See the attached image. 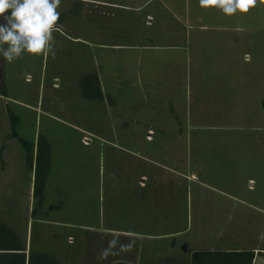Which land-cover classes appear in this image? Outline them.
Listing matches in <instances>:
<instances>
[{"label": "rangeland", "instance_id": "374dc122", "mask_svg": "<svg viewBox=\"0 0 264 264\" xmlns=\"http://www.w3.org/2000/svg\"><path fill=\"white\" fill-rule=\"evenodd\" d=\"M59 23L63 28L55 33L54 59L25 54L9 63L0 57V82L6 90L5 99L0 95V220L29 242L32 251L66 250L70 232L58 228L60 223H50L48 228L39 222L44 217L40 207L46 209L44 202L50 193L44 199L30 196L31 174L27 167L24 170L21 147L9 136L7 110L18 120V138L34 145L39 134L53 146L50 183L62 176L66 190L58 203L65 208L58 215L61 219L69 218L66 209L85 199L76 193V184L84 188L85 175L98 169L93 164L95 152L104 149V172L119 178L126 190L143 186L145 197L160 199L156 215L173 219L175 215L162 209L166 202H181L189 188L192 193L198 191L197 182L190 185L197 167L189 172L177 164L189 154L197 158L194 149L198 146H240L245 148L237 157L241 180L252 170L248 166L252 158L261 157V178H256V191L251 195L264 207L257 199V195L264 198V6L229 17L214 8H202L199 0H63ZM223 25L238 26V44L233 40L227 46L240 65L239 78L250 80L254 89L239 103L242 116L237 120H219L210 114L219 110L213 71L220 40L215 26ZM229 37L228 33V41ZM87 73L97 75L110 103L79 97L76 83ZM225 99L229 103H223V111L233 114L232 96ZM221 122H238L239 134L234 137L231 128L228 133L212 129ZM254 146H260L261 153L256 149L255 153ZM125 179L131 183L123 184ZM108 185L118 186L112 178ZM151 205L147 200L146 206ZM197 213V199H193V226L198 225ZM258 217L248 215L253 235L248 233V245L243 248L252 245L253 238L264 236ZM45 230L51 235L38 248L39 239L48 234ZM197 239V231H191L180 253L198 249ZM158 248L165 251L162 245ZM255 248L264 251V239Z\"/></svg>", "mask_w": 264, "mask_h": 264}, {"label": "crops", "instance_id": "0c3cea01", "mask_svg": "<svg viewBox=\"0 0 264 264\" xmlns=\"http://www.w3.org/2000/svg\"><path fill=\"white\" fill-rule=\"evenodd\" d=\"M98 3L102 4V2ZM114 6L122 8V5ZM126 8L123 5V9L125 10ZM231 25L215 26V30L218 32L216 37L220 40L216 49L217 63L215 62L213 71L215 72V94L218 99L217 103L219 106L217 105V107L219 110L210 114L219 120L239 119L242 116L239 103L243 98H248V95H252L254 92L250 80L245 82L239 78L240 65L233 58L234 54L227 46V42L231 41L232 44L230 43V45L232 46L233 40L235 45L238 44L235 41V39H238V26ZM224 33L225 36L223 35ZM228 33L230 35L229 41ZM233 33H235V37H233ZM231 48L233 49V47ZM228 55H230L229 63L226 62ZM228 88L231 90L230 92ZM240 88L243 89L241 90L242 92H240ZM240 94L242 95L241 100ZM227 96H232L230 102L232 103L231 109L234 110L233 114L228 113V115L223 111V103L225 105L229 103L225 101ZM5 98L6 95L3 96V99ZM262 114H264V111ZM222 125L224 124L221 122L218 127L215 126L212 129L221 131V133L223 131L228 133V129L231 128L230 134H233L234 137L239 134L240 124L238 122H231L224 125L225 127H222ZM204 135L202 134V136ZM85 148L88 149L89 147L85 146ZM169 149L171 150V148ZM255 149L261 153L260 146H254V152L256 153ZM240 150L245 151V148L240 146H198L194 149L197 158H191V154H189L185 161L177 164H182L188 168L189 172H193L192 167H197V171L194 170L193 173L195 174V180H192L190 185L197 182L198 191H196L197 193H192L189 188L186 197H183L181 202L177 200L166 202V206L162 207V209L168 210L165 212L167 214L175 215L173 219H166L156 215L160 199L155 198L153 200V196L145 197L146 192L142 191L143 186H139V189L133 188L131 190L127 186L128 190H126L125 185L123 187L120 186L122 181L119 178L116 179L104 172L102 155L105 149L98 150V154L95 152L93 164H97L98 169H96L95 173L91 170L90 174L85 175L84 188H80L79 184H76L77 192H75L79 196H85V199L81 204H76L72 208L66 209L69 218L61 219V216L58 217V215H62L65 208L59 207L58 203L66 190L62 186V176L54 177L55 183H50L53 177L52 166H50L49 176L41 198H43L44 194L46 198L48 197L47 191L50 195L48 201L44 202L46 209L43 206L40 207L44 217L39 222L46 223L49 226L45 227L48 228L50 223H60L59 226L61 227L58 228L69 229L70 233L66 235L68 239L66 250L51 248L47 250L40 249L42 251L39 252L54 255L60 264H111L114 262L189 264L190 252L181 254L179 249L182 248L184 250L187 246L185 239L189 237V233L197 231L198 239L195 243L198 245V249L194 251H252L255 254L253 264H264V251H257L255 248V243L261 242L264 236L260 235V239L257 237L259 240L253 238L254 243L252 245L249 244L245 248L242 247L248 243V233L253 235V232H251L252 228L248 226V215L256 213L260 219L257 224H260V226L264 225V222L261 223L264 221V207L254 201V196L256 195H251L256 191L255 187L258 183L256 178H261L263 163L260 161L261 157L258 160L257 158H252L251 165L248 163L252 170L241 180L237 159ZM53 160L52 155L51 165ZM22 162L26 171L25 163L23 160ZM22 162H18L20 168L22 167ZM28 172L31 174L32 187V173L30 170ZM111 178L117 181V187H109L108 184ZM141 182L143 183V180ZM104 183L107 185H104ZM125 183L129 185L131 180H123V184ZM151 193L156 194L154 191ZM157 195L161 196L160 193ZM257 197L264 204L262 195H257ZM193 199H197V226H193L191 220ZM147 200L152 202L151 208L146 206ZM160 206H162V202ZM159 230L161 233H159ZM45 231L48 233V230ZM157 231L159 232L157 233ZM50 235L48 233L42 236L41 241L39 239L38 248H42L41 242L45 243ZM114 237L119 238V244H127L134 239L135 246L133 250L130 252H119L114 255L110 254L107 259H100L101 250L106 249L108 242ZM76 238H78L77 242L74 241ZM25 245L27 249L30 248L29 242L28 244L25 242ZM159 245L165 247V251L159 250ZM113 251L115 252L116 250Z\"/></svg>", "mask_w": 264, "mask_h": 264}, {"label": "clouds", "instance_id": "9594fccd", "mask_svg": "<svg viewBox=\"0 0 264 264\" xmlns=\"http://www.w3.org/2000/svg\"><path fill=\"white\" fill-rule=\"evenodd\" d=\"M62 3L63 0H0V21H3L0 23V57L9 63L23 59L25 54L54 59L55 33L63 28L59 23ZM199 3L202 8H214L229 17L249 14L250 10L264 6V0H199ZM134 246V239L119 244V238L114 237L108 247L101 250L99 258L130 252Z\"/></svg>", "mask_w": 264, "mask_h": 264}, {"label": "trees", "instance_id": "16d2710c", "mask_svg": "<svg viewBox=\"0 0 264 264\" xmlns=\"http://www.w3.org/2000/svg\"><path fill=\"white\" fill-rule=\"evenodd\" d=\"M76 88L82 100L89 102L106 101L110 98L104 96L98 77L95 73H87L77 80ZM0 95L5 96V88L0 82ZM10 133L9 136L15 139L24 153V163L32 173V199L41 197L47 177L49 176L51 159L54 154L53 146L43 135H37L36 142L32 143L20 139L16 135L15 127L18 124L17 118L9 111H6ZM255 254L252 251L221 252V251H191L189 264H253ZM0 264H60L57 257L39 251H32L26 248L18 233L0 220ZM111 264H131L127 262H114Z\"/></svg>", "mask_w": 264, "mask_h": 264}]
</instances>
